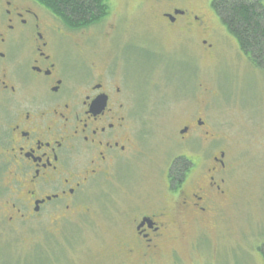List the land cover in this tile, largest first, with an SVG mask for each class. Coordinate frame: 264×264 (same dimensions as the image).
I'll return each mask as SVG.
<instances>
[{
    "label": "flooded vegetation",
    "instance_id": "flooded-vegetation-1",
    "mask_svg": "<svg viewBox=\"0 0 264 264\" xmlns=\"http://www.w3.org/2000/svg\"><path fill=\"white\" fill-rule=\"evenodd\" d=\"M130 1L151 14L158 32H207L201 17L179 6L185 0ZM109 14L90 26L89 38L82 32L88 27L76 40L35 0H0V222L95 218L98 210L90 206L101 204L105 193L118 196L140 184L153 148L145 116L150 99L141 112L131 81L141 78L140 68L134 74L126 54L133 48L157 55L151 94L174 56L157 44L148 49L145 40L155 43L146 37L150 29L109 23ZM200 42L212 50L209 40ZM206 128L201 118L186 124L175 142L182 151L152 180L162 190L132 199L122 216L112 217L129 218L118 264H158L166 242L180 238L175 233L183 235L187 224L206 229V218L220 213L219 203L230 196L226 152L210 154L219 138ZM111 201L117 212L118 202ZM177 259L173 251L172 262Z\"/></svg>",
    "mask_w": 264,
    "mask_h": 264
},
{
    "label": "rangeland",
    "instance_id": "rangeland-1",
    "mask_svg": "<svg viewBox=\"0 0 264 264\" xmlns=\"http://www.w3.org/2000/svg\"><path fill=\"white\" fill-rule=\"evenodd\" d=\"M107 1L109 23L126 22L134 28L150 29L146 37L155 39V43L145 40L148 49L157 44L162 52L174 56L168 60L164 74L166 85L162 83L151 94L149 72L158 61L157 55L133 48L126 54L131 59V71L137 74L140 68L141 78L132 77L131 81L141 112L146 99H150L145 116L153 148L147 150L149 159L140 184L124 188L118 196L105 193L101 204L90 206L98 210L95 218L0 222V264H118L114 257L119 254L129 218L112 217L122 216L132 199L162 190L161 185L159 190L152 185V180L159 177V168L171 154L182 151L175 145L179 132L197 118L206 121L210 137L219 138L210 154L220 149L226 152L224 177L230 196L219 203L216 218H206V229L187 224L183 235L175 233L180 238L166 242L158 264H264V66H255L240 50L212 8V0L179 3L206 23L203 37L198 31L194 36L158 32L151 25L155 23L151 14L137 8L136 3ZM94 29L82 31L86 39ZM67 31L68 38H81L80 30ZM201 38L210 41L212 50H206ZM187 144H194L195 149L199 146L191 140ZM111 200L118 202L117 212L112 213ZM173 251L178 254L175 263L171 260Z\"/></svg>",
    "mask_w": 264,
    "mask_h": 264
},
{
    "label": "trees",
    "instance_id": "trees-1",
    "mask_svg": "<svg viewBox=\"0 0 264 264\" xmlns=\"http://www.w3.org/2000/svg\"><path fill=\"white\" fill-rule=\"evenodd\" d=\"M53 13L69 30L86 29L102 21L109 12L107 0H35ZM240 50L256 66H264V1L212 0Z\"/></svg>",
    "mask_w": 264,
    "mask_h": 264
}]
</instances>
